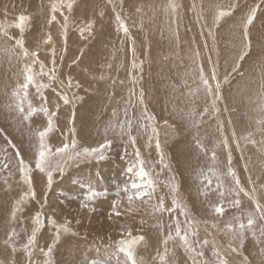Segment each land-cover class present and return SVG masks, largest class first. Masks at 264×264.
Returning a JSON list of instances; mask_svg holds the SVG:
<instances>
[{
	"label": "bare ground",
	"instance_id": "bare-ground-1",
	"mask_svg": "<svg viewBox=\"0 0 264 264\" xmlns=\"http://www.w3.org/2000/svg\"><path fill=\"white\" fill-rule=\"evenodd\" d=\"M16 1L17 6L15 5V0H0V25L11 36L15 37L16 28L12 27L15 24V15L23 12L31 14L33 10L34 14L31 15L39 17L38 28L29 40L24 38L23 34L25 47L30 52L33 51L31 48L34 45V36L38 41H41L39 38L40 36L42 37L40 32L47 35L51 34L52 37L53 32H55L58 37L64 39V30L62 35H60V33H57L60 31H57V28L54 29V26L53 32L52 30L48 32L46 28L44 29L45 22L49 16L47 8L38 5L36 2L23 1L21 3L18 0ZM75 1L80 3L75 10L80 15L77 20L78 23L74 25V19L72 20V18L67 20V24L71 26L69 30L67 29V43L70 45L68 53L69 56H74L70 58L69 62L67 61L64 69L62 65H58L59 61L57 62L56 67L59 66V70L62 68L64 77L61 75V71H58V73L55 71V80H50L47 74L39 75V66L38 68L36 67L39 64L35 65L33 69L35 79L37 82L48 85V87L42 88L40 92H37L36 87L30 85L27 90L28 96L25 100L26 109H28V103L31 102L33 108L39 109L42 106H46L50 113H56L52 117L55 125L53 131L50 132V135H52L49 136L50 140L49 138L48 141L46 139V143L49 146H63L64 143L70 144L73 139L79 140L84 148H96L106 140H111L112 144L121 141L127 143L129 142V135H121L119 129H114L111 125L131 120L133 126L130 134L136 138L133 146L138 148V150L140 149L144 153L146 161L149 162L150 160L154 165V172H151V177L154 175L157 178L158 176L159 164L164 162L163 156L161 157V153L164 150L166 154L170 155L169 158H171L172 162L175 163L178 176L180 177V190L184 192L183 195L188 204V213L196 215L203 220L207 227L201 222L198 224L204 229H209V235L206 234L207 241L209 240L208 244L220 249L219 245L221 247L223 245L219 238L222 239L224 244L227 243L224 241L225 236L216 235L212 227L221 228L223 232L225 231L222 234L228 235V233H231V236H233L226 225L229 222L235 223L234 217L236 216H241L246 223L247 214L249 212L255 213V205L249 199V196L244 195L243 192L239 196L236 195L238 189L234 178L228 174L230 168L235 171L236 176L239 178L240 186L264 204V131H261L260 126L256 123L257 119L264 116V113L258 110L259 105L264 102L262 100V97H264V15L261 7L260 11L262 13L259 11L260 14L257 17V21L253 23L254 25H250L247 30L248 40L251 42L248 54L243 60H238V56L244 50L245 44L243 35L245 21L243 20L242 24V21L238 22V19L241 15L250 12L256 5L255 3L246 4L238 0L232 1V4L239 6L234 11L236 13L233 15L234 21L231 20L229 23L228 21L224 23L231 15L224 16L218 22L214 21L213 31L217 34V45L219 43V49L221 50H218L221 53L220 57H218L219 53L216 49V44L212 42L213 38L209 37L210 35L207 34V29H205V25H203L201 20L197 0H173L177 5L175 12L167 8L169 0H127L125 8L129 16L128 28L136 44L134 52H138L140 46L143 51L139 55L145 61V67H140L137 72L138 75L143 73L145 102L148 101L149 110L152 115L154 114V123L146 119L149 128L147 127L145 130L139 127L143 114L140 107L142 106L143 109L144 106L141 103L134 102L138 96V89H136L138 85L135 87L133 78L128 71L129 52L133 55V46L131 43H127V38L124 40L122 36H119L120 42L115 41L114 37L116 35L112 31V26L109 25V23H112V19L109 18L110 9L113 10L112 5L103 3L104 1L102 0ZM217 1L220 5L223 4L222 6L225 8L230 0ZM224 2L226 6H224ZM214 4H216L215 0H204L206 7ZM178 6L179 10L177 9ZM210 11L212 12L211 9ZM99 15L103 16L99 18ZM217 15L218 13L216 17ZM32 16L29 15L31 17L30 20ZM223 24L226 25L224 26ZM88 25H91L92 31L90 32L86 30ZM26 29L28 28L26 27ZM38 29H41V31ZM82 29H85L83 36L81 35ZM89 33L93 35L91 36ZM20 36L21 34H18L16 38ZM58 37L54 35L52 38L53 42L50 50L52 48L57 50L58 45L62 44H59L60 38L58 39ZM152 39L154 40L151 41ZM63 44H65V40H63ZM13 46L14 41H9L3 35H0V50ZM104 46L108 47L107 51H109L102 52L103 54L101 55ZM72 48L77 50L75 53L76 57L71 52ZM19 51L17 48L16 52L19 53ZM154 52L159 55L157 59L153 57ZM39 59L45 65L44 72L48 70L47 68H52L50 67L53 65L52 61ZM24 63L25 61L18 58V56H12L0 51V250L3 249L1 245L6 240V233L11 230L10 226L13 228V225L17 224L16 221V223L12 224V219L10 218L16 206L15 196L19 199L22 196L20 189H16L18 185L15 183L22 176L19 171V158L16 156V150L18 149L20 156L32 166L31 185L29 186L27 183L24 185L22 181L21 183L26 193L35 192L34 198L31 197L29 199L30 196L26 197V201L20 199L22 203L19 213L24 210L22 218L25 219V215L28 217L30 214L42 212V216L45 217L44 230L42 229L43 234L41 233L42 238H40L42 242L44 241L42 247L46 251L48 247H52L55 252L59 247L63 246L67 252L70 245L66 242H73L79 237L84 240L86 236L84 230L87 227L94 228L95 221L92 220L95 219H91L85 213H78L67 203L65 204L62 201L63 199H61V195L57 194V191L60 188L63 190L64 185H70L72 183L70 179L76 175L78 177L79 175L81 176L79 180L84 181L86 179L85 181L88 184L96 179L95 181H98L97 185H103L105 181L100 172L107 166V162L100 161L96 157H90L81 158L79 161L72 160L64 164L63 161L66 157L57 155L53 151V155H50L53 156L51 161L49 158V166L53 170V185H51L52 187L48 186L46 172H40L35 168L37 147L39 145L36 133L47 127L48 116L41 113L31 117L33 118L32 120H30L31 118L24 120V114L19 115L18 109L15 108V98L12 96L17 86L24 82V76L22 78ZM28 63H31V60ZM237 63L239 67L236 71H232ZM102 64L103 67H100ZM200 65L203 66L205 76L209 78L212 69L215 68L217 79L221 82L220 95L222 99L216 100L215 104V108L219 109L218 112L213 109L211 98L205 97L203 86L199 80ZM225 77H227V82H224ZM69 78H71V81L74 79L82 89H79L80 91L75 89L77 87L76 82L74 88L72 87L73 82L72 86L69 87ZM210 83L214 84L215 81L210 79ZM33 92L37 95V98H46V102L41 99V105H36L35 99L33 100ZM57 93L68 95L72 103L64 105ZM105 94L109 96L112 107L108 111V107L103 105V103L101 104L98 98ZM57 104L59 105L58 111L56 108ZM205 108H208V113L201 118L200 113ZM125 109H127V115H125ZM114 110L116 112L115 116H113ZM189 112L197 114L195 120L189 119ZM152 115L145 112V116L152 117ZM72 119H74L73 123ZM152 126H155L161 134L162 150H158L156 145L153 144L154 139L156 140L157 137L153 138ZM250 133L251 136L249 137ZM225 139L227 144L224 143ZM248 139L255 140L256 143H249ZM237 141H239V146H237ZM13 144L15 148L12 147ZM116 147L119 148L120 146ZM131 151L133 150L131 149ZM213 153H215V159H213ZM229 153L231 155L230 163ZM113 158V155H110L108 160H113ZM125 158L129 162L134 159L129 153L125 154ZM54 159H56L55 162L53 161ZM4 164H7L8 167L5 168ZM57 164L64 168L62 173L56 170ZM101 166L104 167L101 168ZM64 174L66 175L64 180L62 182L58 181ZM204 177L210 179L212 183L208 184ZM160 182H156L157 192L156 194L153 193L150 199L139 200L133 202L132 205L123 204L125 207L132 206V209H134L128 212L129 215L132 212L134 213L130 216L131 223L129 224H136L138 226L136 228L144 230L143 233L135 232L132 234L133 236L144 237L143 241L134 248L138 264H148L146 259L152 262L155 252L162 247L165 236L169 237L171 235L172 237L175 234L176 218L178 217H175L173 213L168 214L157 210L161 198H164V192L161 191L164 185ZM253 189H255L254 192ZM64 190L67 192L70 189L64 188ZM166 198L163 199L164 207L170 209L173 207V200ZM236 199L240 200L239 207L232 206V202ZM124 202H127L126 199H124ZM137 205L138 207L136 208L135 206ZM218 205H223L225 208L223 215H219L214 211ZM125 209H122L121 212ZM175 210L178 209L176 208ZM53 219H55L57 225L69 223L71 231H61L57 240V229L52 225ZM21 224L19 222V225ZM25 225L24 227L27 228L28 226V230L31 232L35 229V226L30 221ZM193 226L195 227V225ZM180 227H182L181 224ZM195 228L199 230V227L196 226ZM260 229H264V220L257 217L253 229L247 230L245 234V238L250 236L251 240H253V242L248 241L245 244L249 246L247 250L254 252L253 249L257 247L255 250H258L259 254L262 253L263 255V257L259 255L258 258L252 256L253 258L251 259L249 252H247L249 256L246 252H243L244 256L248 257L250 264H264V248L260 247V243L258 244L251 235L252 231H256L257 238L264 240V237L260 236ZM131 231L134 232L133 230ZM197 237L201 242L205 240L204 237L199 238L198 234ZM196 239L193 241L190 238L193 247H195L194 242ZM240 242L244 241L240 240ZM208 244L202 245L205 248L202 250L204 252L202 259L207 260L211 264L213 257L207 250L209 248L207 247ZM242 244L244 247V243ZM243 247L240 252L245 250H242ZM16 249V252L23 253L18 247ZM53 250L51 257H48L45 256V251H36L34 249L32 260L36 264L35 259L43 257L45 263L50 259L51 264H56L57 256L53 254ZM0 252L2 256L0 258L1 264L5 258L3 251ZM190 254L192 256L188 257L189 262L192 261L193 263L194 258L198 260L194 253ZM171 255L174 256L175 254L171 253L168 255V264H191L189 262L181 263V257H177L178 259L175 262V258H172ZM7 256L9 255L7 254L5 257ZM120 258L123 260V257L120 256ZM113 259L111 260L113 263L110 262L111 264H115ZM16 260L19 261L17 262ZM22 261L21 257H14L15 264H25V261Z\"/></svg>",
	"mask_w": 264,
	"mask_h": 264
},
{
	"label": "rangeland",
	"instance_id": "rangeland-1",
	"mask_svg": "<svg viewBox=\"0 0 264 264\" xmlns=\"http://www.w3.org/2000/svg\"><path fill=\"white\" fill-rule=\"evenodd\" d=\"M19 2H23V1H25V2H36L38 5H42V6H44L45 8H47V10H48V13H49V16H48V18H47V20H46V22H45V25H44V29L46 28V30H48V32H50V30H52V32H53V26H54V29H56L57 28V31H60V32H57V33H60V35H62V33H63V28H62V25H64L63 23H64V18H63V16H61V14H60V12H57L56 13V17H57V20L56 21H53L52 23H49V20L51 19V5L52 4H50L51 2L53 3V2H55V0L53 1H51V0H18ZM80 1V0H79ZM81 1H83V0H81ZM102 1H104L103 3H106V4H109L108 3V0H102ZM216 1V4H214V5H209V7H206L205 5H204V0H197V7L199 8L198 10H199V12H200V15H201V20H202V22H203V25H205V29H207V34L208 35H210L209 37H211V38H213L212 39V42L214 43V44H216V49H217V51L218 50H220L219 48H220V46H219V43H218V45H217V40H218V38H217V34L216 33H214V31H213V24H214V21H216V14L218 13V11H220V10H228L231 6H233V5H235L234 3L232 4V1H234L235 2V0H230L229 1V4H228V6L227 7H223L222 5V2L220 1V3L222 4V5H220L219 3H218V1L217 0H215ZM226 1V0H225ZM238 1H242L243 3H246V4H249L250 2H252V3H255V4H258L261 0H238ZM15 5L17 4V1L15 0ZM47 2V3H46ZM72 2H77V1H75V0H72ZM67 3V0H65V4ZM73 3V8H72V10H71V12H69V11H67V9H66V7H65V9H64V15L65 16H67L69 19H71L72 18V20L74 19V25H76L78 22H77V20L79 19L78 18V16H80L75 10H76V8L78 7L77 5H79L80 3L79 2H77V3H75L74 4ZM126 3H127V0H113V2H112V4H109V5H112V9L113 10H111L110 9V11H111V14L109 15V18L110 19H112V23H109V25L110 26H112V31H113V33L116 35L115 37H114V39H115V41H118V42H120L119 41V39H120V37L119 36H122L123 37V39L124 40H126V38H127V43H131V45L133 46V49H134V47L136 48V44L134 43L135 42V40H134V38H133V36H131V31H130V29H129V32H128V34L127 35H125L123 32H122V30H120V28H119V22H118V20H117V16H116V13H119L120 14V18L129 26V16L127 15V13H126V8H125V5H126ZM105 4V5H106ZM224 6H226V3L224 2ZM260 4H261V11L263 12H261L260 11V9L257 11V15H256V19L253 21V23H255L256 21H257V17H258V15L260 14V12L264 15V3H261L260 2ZM49 5H50V7H49ZM117 6L116 8H115V6ZM241 5H243V4H241ZM17 6V5H16ZM26 7V6H25ZM218 7H220V8H218ZM239 6L238 5H235V8H232V11H231V19H229L230 17H228L227 18V20L224 22V23H226L227 21H228V23H229V21H234V16L233 15H235L236 13H234V11L235 10H237V8H238ZM108 9V8H107ZM178 10H179V6H178V8H177ZM210 9L212 10V12L210 11ZM214 9V10H213ZM201 10V11H200ZM24 11V10H23ZM260 11V12H259ZM112 12H113V15H112ZM206 12V13H205ZM77 14V15H75V14ZM214 13V14H213ZM21 14H23V15H26L25 14V12H23V13H20L19 15H21ZM31 14L33 15L34 14V12H33V10L31 11ZM30 13L29 14H27L26 16H28L29 17V15L30 16H32ZM73 14V15H72ZM249 14V12H247V13H245V14H243V15H241L240 17H239V19H238V22H241L242 21V24H243V22L246 20V17H247V15ZM19 15L17 14V15H15V23L17 22V20H18V17H19ZM71 16V17H70ZM101 16H103V15H101ZM101 16L99 15V18H101ZM113 16V17H112ZM207 16H208V18H207ZM245 16V17H244ZM31 18V17H30ZM75 18H77V19H75ZM244 18V19H243ZM39 17H36V16H32V19L31 20H29V22L27 23L28 25L26 26L28 29H26L25 28V31L23 32V33H21L16 27V29H15V37L18 35V34H21V36L23 37V34H24V38H27V40H29V39H31V37H32V35L34 34V32H35V30L38 28V24H39ZM215 19V20H214ZM241 19V20H240ZM211 20V21H210ZM244 20V21H243ZM32 21V22H31ZM33 21H36V22H33ZM206 21V22H205ZM31 22V23H30ZM223 23V22H222ZM252 23V25H254ZM207 24V25H206ZM47 25H48V27H47ZM224 26L226 25V24H223ZM207 26V27H206ZM12 27H14V26H12ZM41 27H42V29H43V26L41 25ZM69 27H71L70 26V24H67V29L69 30ZM210 28V29H209ZM39 31H41V29H38ZM92 31V30H91ZM11 32V31H10ZM12 33V32H11ZM41 33V34H40ZM39 34L40 35H42V37L40 36L39 38L41 39V41H38L37 40V38L34 36V45L32 44V40H31V44L33 45L32 46V50L33 51H37L38 53H39V58H41V59H43V60H49V61H52V54H51V50H50V48H51V45L52 44H45L43 41L47 38V34H42V32H40ZM91 33H94V32H91ZM91 33H89V35H93V34H91ZM72 34V33H71ZM26 35V36H25ZM54 35L56 36V37H58L56 34H55V32H53V37H54ZM21 36L20 37H18L17 39H19V38H21ZM29 37V38H28ZM52 37V38H53ZM95 37V36H94ZM116 37H117V39H116ZM121 37V38H122ZM130 37V38H129ZM38 38V39H39ZM60 38V42H59V44H61V45H58V49L57 50H55V53H56V55H55V60H56V64H57V62L59 61V64L58 65H62V67H63V69H64V66L67 64V61L69 62L70 61V58H73V56L74 55H71V56H69V51H68V49H70V45L67 43V41H66V43L65 44H63V40L64 39H61V37H58V39ZM215 38V39H214ZM122 39V40H123ZM132 39V40H131ZM217 39V40H216ZM154 39H152L151 41H153ZM38 44H40V45H38ZM65 46V47H64ZM105 46H107V45H105ZM104 46V48L102 49V51H101V55L104 53V52H108L107 51V48L108 47H105ZM41 48V49H40ZM40 49V50H39ZM44 49V50H43ZM75 49H76V47H75ZM42 50V51H41ZM61 50V51H60ZM66 50V51H65ZM76 51L77 50H73V48L71 49V52L72 53H76ZM142 49L140 48V46H139V50H138V52H133V55H131V52H129L130 54H129V58H128V64H129V69H128V71H129V73L131 74V76H132V78H133V83L135 84V87H136V89H138L137 90V92H138V96L136 97V100H134V102H137V103H140V99H139V97H140V93H141V91H143V73H141L140 75H138V69L141 67V68H144L145 66H144V62L145 61H143L144 60V58H142V56L141 55H139V54H141L142 53ZM221 51V50H220ZM66 52V53H65ZM103 52V53H102ZM60 53V54H59ZM64 53V54H63ZM218 53H219V56L218 57H220V55H221V53L218 51ZM77 55L75 54V57H76ZM131 56H132V58H131ZM138 56V58L136 59V57ZM140 56V57H139ZM158 53H156V52H154V54H153V57L155 58V59H157L158 58ZM74 57V58H75ZM23 60V59H22ZM30 60H32V58L31 57H29V60L28 61H30ZM40 60V59H39ZM24 61V60H23ZM27 61V62H28ZM26 62V61H25ZM133 62H135V64L137 65V67H135V68H133ZM62 63V64H61ZM56 64H55V71H57V73H58V71H61V73H62V68H61V70H59V66L58 67H56ZM37 65V64H36ZM38 66L39 65H37L36 67L38 68ZM50 66V65H49ZM103 67V64L102 65H100V67ZM139 66V67H138ZM50 67H52L53 68V65L52 66H50ZM34 68H35V66H34ZM39 69V68H38ZM48 70L47 71H45V72H47V73H49V68H47ZM105 69H107L106 67H105ZM140 70V69H139ZM143 70V69H142ZM142 70H141V72H142ZM105 71V70H104ZM36 73H38L37 71H35ZM60 73V74H61ZM104 74H106V73H104ZM62 76L64 75V73H62L61 74ZM23 76L24 75H22V78H23ZM139 76V77H138ZM64 77V76H63ZM24 79V78H23ZM138 79V80H137ZM101 81V80H100ZM73 88H74V84H75V80L73 79ZM100 83V82H99ZM76 84L78 85V83L76 82ZM33 86V85H32ZM76 86V85H75ZM142 87V88H141ZM31 89V88H30ZM29 89V90H30ZM75 89L76 90H79V89H82L81 87H79V86H77V87H75ZM80 91V90H79ZM87 93V92H86ZM33 100L35 101V104L36 105H41V99L42 98H40V97H38L37 98V95L33 92ZM36 95V97H34ZM144 95H145V93H144V91H143V103H141L144 107H143V109H142V106L140 107V109H141V112H143V114H142V117H141V123H143V124H145V125H147L148 126V128H149V125H148V123H147V121H146V116H145V109H146V113H148V114H150V115H152V113L150 112V110H149V105H147L148 104V101H146L145 102V97H144ZM37 98V99H36ZM99 98V101H100V103L102 104L103 103V105H105L106 107H108V109H107V111L109 110V109H112V107H111V103H110V98H109V96L108 95H102L101 96V98H100V96L98 97ZM137 98H138V100H137ZM32 100V101H33ZM38 100V101H37ZM218 103V102H217ZM39 105V106H40ZM24 107H25V102H24ZM103 107V106H102ZM147 107H148V110H147ZM105 109V108H104ZM28 109H26V107H25V113H20L19 112V115H25L28 111H27ZM110 112V111H109ZM120 112V111H119ZM42 112H37V113H35L34 115H32L31 117H33V116H37V115H40ZM122 113V112H121ZM30 117V118H31ZM152 117H154V114L152 115ZM33 118H31L30 120H32ZM73 121H74V119H72V123H73ZM113 129V128H112ZM42 130H44V129H42ZM159 132V131H158ZM52 135V134H51ZM50 135V133H49V135L46 137V139H47V141H48V138H49V136H51ZM136 136V135H135ZM154 137H156L155 135H153V138ZM160 138H161V134H160V132H159V136H158V139H159V143H160V149L162 148L163 149V147H161V142H160ZM129 139V138H128ZM157 139V138H156ZM49 140H50V138H49ZM46 141V142H47ZM156 140L154 139V145H156V142H155ZM136 142V141H135ZM48 144V143H47ZM49 145V144H48ZM116 146H120L119 148L118 147H116ZM53 147V149H52V153H53V151H55L57 148H60V147H62V146H53V145H51L50 146V148H52ZM38 148V147H37ZM56 148V149H55ZM77 148H81V149H83L84 148V146H82L81 145V143H80V141L78 140L77 141ZM92 148H94V147H92ZM131 149L133 150V151H131ZM136 149H138V148H136V147H134L133 146V144L131 143V141H130V139H129V142H118V143H114V144H112L111 143V146L108 148V149H106L105 150V152H104V155H105V160L103 159V160H101L100 159V161H105V163L107 162V166L103 169V171L102 172H100L101 174H102V176L104 177V184L103 185H97L98 184V181H95V180H93V181H90L89 182V184H88V182L87 181H82V180H79V178L81 177L80 175H79V177L76 175V176H73L71 179H70V182H72L70 185H64L63 187L66 189H70L69 191H67V192H65V190H64V188H63V190L60 188L59 189V191H57L58 193L57 194H59V195H61V199H63L62 201H64V203L66 204H68L71 208H73V209H75V211H77L78 213H85L87 216H89L91 219L92 218H94L95 220H92V221H95V223H94V228H91V227H87L85 230H84V233H85V237H84V240H82L81 239V237H79V238H77L75 241H73V242H66V243H69V248L67 249V252L65 251V247L63 248V246L62 247H59L60 248V250H59V248L54 252V250H53V254L55 255V256H57V262H56V264H90V261L91 260H93V259H104V258H106L107 256H109V255H112L114 252H115V249L118 247V241L119 240H121V239H129V237H126L127 236V232L130 230H133L134 232H132V234H134L135 232L136 233H138V232H141V233H143L144 232V230L143 229H141V228H136V227H138L136 224L134 225V224H129V223H131V215H133L134 213L132 212V214L130 213V215L128 214V212H129V209H131V210H134V209H132V206H124L125 204H128L127 202V193H125V192H123V191H120V189H122L125 185H129L130 186V184H131V182H133V181H136L138 178L136 177V176H134L133 174H131V173H128L127 172V168L133 163V162H135V150ZM159 149V150H160ZM161 149V150H162ZM38 150L39 149H37V155H38ZM148 150H150L149 148H148ZM108 151V152H107ZM126 151V152H125ZM130 152H132V153H130ZM139 152H140V158L141 159H143L144 160V167H145V170L146 171H148V169H150V171H148L149 172V174H150V177H151V172L153 173L154 171H153V168H154V165L151 163V161L149 160V162L148 161H146V157H144V153L139 149ZM126 153H129V154H131V156H132V158H134L133 160H132V162H129V160L127 161L126 160V158H125V154ZM149 153V152H148ZM162 153H164L163 154V159H164V162H163V164H159V166H160V170L158 171V176H157V178H156V176H152L151 177V179L154 181V184H156V182L157 181H161L160 183H162L164 186H163V189H161V191L162 192H164L163 193V199H167L166 197H168V199L170 198L171 200H173V199H176L178 202H179V204L181 205V208H177L178 210H174V211H172V212H168V211H165L166 213H168V214H171V213H173L174 214V216L176 217H178L179 218V221H180V224H181V229H182V232H188L189 233V237L190 238H192L193 239V241H194V239H196L195 240V247L194 248H196L197 249V251H202L203 249H205L204 248V246H202L203 244H202V242H201V240H198V237H197V234H198V236H199V238H202V237H204V239L205 240H207L208 238H207V235H209L208 234V228L207 229H204L202 226H200L198 223H202V224H204V222H203V220H201L200 218H198L196 215H190V213H188V204H187V202H186V199L184 198V195H183V193L184 192H182L180 189H181V187H180V177L178 176V173H177V170H176V167H175V163H173L172 162V160H171V158H169V154H166L165 152H164V150L162 151ZM110 155H113V160H108V158L110 157ZM51 157H53V156H50L49 158H50V161H51ZM80 159H78V160H76V161H79ZM54 162L56 161V159H54L53 160ZM85 161H88V160H85ZM126 163H127V165H126ZM105 165V164H104ZM104 166H101V168H103ZM39 170V169H38ZM56 172V171H55ZM170 173V174H169ZM58 174V173H57ZM56 175V174H55ZM65 174L63 175V177H61L58 181H60V182H62L63 180H64V178H65ZM77 177V178H76ZM159 178H161V179H159ZM158 179V180H157ZM32 180V179H31ZM130 180H131V182H130ZM21 181H22V183L25 185L26 183L25 182H23L24 180H23V176H21V179L18 181V180H16V184L18 185V186H16V189H20V191H21V193H22V196H21V200L22 201H26V197H25V195H24V193H26L25 192V188L23 187V185H22V183H21ZM96 183H95V182ZM94 182V183H93ZM31 183H32V181H31ZM53 185V184H52ZM89 185H91V187L93 188V189H95L97 192H101V193H106L105 195H101V196H99V197H97L96 199H95V201H93V202H89L90 203V205H91V207H94V211H89L88 209H86V208H82L81 207V204H82V202H86L85 201V198H86V196H87V194H88V191H89ZM95 185V186H94ZM94 186V187H93ZM17 187H20V188H17ZM52 187V186H51ZM173 188H175L176 189V191H173ZM13 191V190H12ZM156 192H157V188L155 187V191L153 192V193H155L156 194ZM152 193V194H153ZM18 195V194H17ZM152 196V195H151ZM25 198V199H24ZM17 199V200H16ZM18 197H16L15 196V202L17 203V201H19L20 200ZM29 199H31V197H29ZM124 199H126V201L127 202H124ZM147 200V199H150L149 197H144L143 199H135L133 202H136V201H139V200ZM20 200V201H21ZM185 200V201H184ZM61 201V202H62ZM116 201H119V205L116 207V210L117 211H119V212H121V210L122 209H124V208H126L125 210H123L122 212H121V215L120 216H116L115 215V213L113 212V205H114V203L116 202ZM74 204H72V203ZM76 202V203H75ZM140 203V202H139ZM138 203V204H139ZM124 204V205H123ZM94 205V206H93ZM16 207V206H15ZM102 207V208H101ZM136 208L138 207V205L137 206H135ZM23 208V207H22ZM129 208V209H128ZM168 209V208H167ZM81 211V212H80ZM181 213H180V212ZM186 213V214H185ZM22 214H24V210H23V212H21V213H19V211L17 212V215H16V219L15 220H11L12 218H11V216H10V220L12 221V224L13 223H16L17 222V224H14L13 225V228L10 226V228H11V230L12 229H16L15 231L16 232H18V236L16 237V238H14V240L12 241V243L15 245V247L17 248H19L23 253L21 254L20 252H15V253H13L12 251H11V248L8 246V245H5V243H3L2 242V245H1V247H3V249L4 250H6V251H4L3 249H1L0 251H3L2 253L4 254V260H2V262H1V264H12V263H14L15 264V262H14V257L16 256V257H21L22 259H23V261H25L24 263L25 264H27V255H26V253H25V251H24V249H23V245L27 242V240H28V237L27 236H30V234L29 233H31V231H29L28 230V226H27V228L26 227H24V226H26L25 224L28 222V221H30L31 222V224L33 225V226H35L34 228L37 230V242H36V246H35V250L37 251V250H41V249H44V247H42L43 245H44V241L42 242V240L40 239V238H42L41 237V233L43 234V232H42V229L44 230V224H45V217L44 216H42V212H40V213H37V214H30V215H28V217H27V215H25V219L24 218H22L23 216H22ZM40 215V218H41V220L43 221V223L42 224H40L38 227H37V225L35 224V222H34V217H36V215ZM180 214H181V217H180ZM93 215V216H92ZM97 215V216H96ZM97 218H96V217ZM193 216V217H192ZM111 217V218H110ZM28 218V219H27ZM118 218H121V219H118ZM178 218H176L177 220H178ZM181 218V219H180ZM136 220V219H135ZM199 220V221H198ZM14 221V222H13ZM16 221V222H15ZM23 221V222H22ZM26 221V222H25ZM33 221V222H32ZM19 222L20 223H22V224H24V225H19ZM62 225V224H61ZM68 225H69V227H71V225L68 223ZM96 225V226H95ZM104 225V226H103ZM185 225V226H184ZM193 225H195V227L197 226V227H199V230H196V228L193 226ZM204 225H206V224H204ZM9 226V225H8ZM16 226V227H15ZM23 226V227H22ZM103 226V227H102ZM135 226V227H134ZM193 226V227H192ZM37 227V228H36ZM206 227H207V225H206ZM212 227V226H211ZM23 228V229H22ZM214 230H215V234L216 235H222V236H225L224 237V241L225 242H227V243H224L223 244V242H222V239H220L219 238V240H220V242L222 243V247L219 245V247H220V249L219 248H215V246L214 245H212V244H208V246L207 247H209L207 250L210 252V254H211V256L213 257L211 260H212V263L211 264H215V257L213 256V250L214 249H218L219 251H220V253L223 255V256H225L229 261H230V264H241V260H242V258H243V256H244V254H243V252L245 253H247V252H249L250 253V255H251V259L254 257V256H256V258H258L259 257V255H260V257H263V255H262V253H260L259 254V252H258V250H255L256 248H254L253 250H254V252L253 251H250V250H247L248 248H249V246H246L245 244H247V242L249 241H252L253 242V240H251V238H250V236L248 237L249 238V240H248V238H245V240H243L244 242H240V240L238 239V238H234V234H233V232H232V235L233 236H231V233H228V235H224V234H222V233H225V231L223 232V229H221V228H219V229H217V228H215V227H212ZM25 229V230H24ZM194 229V230H193ZM221 229V230H220ZM20 230H21V233H20ZM22 230H23V232H22ZM202 230V231H201ZM217 230V231H216ZM219 230V231H218ZM193 231H197L196 232V235L195 236H190L191 234H190V232L192 233ZM198 231H199V233H198ZM207 231V232H206ZM10 232V230H8V233ZM77 232V234H79V232L78 231H76ZM8 233H6V235H5V239H7V234ZM40 233V234H39ZM202 233V234H201ZM219 233V234H218ZM81 234V233H80ZM200 234V235H199ZM207 234V235H206ZM139 235H142V234H139ZM40 236V237H39ZM39 237V238H38ZM126 237V238H125ZM194 237V238H193ZM24 238V239H23ZM166 238H168V237H166L165 236V239ZM171 240H172V243H171ZM171 240L170 239H168V242H167V249H168V255L169 254H175L174 256H172V258L174 257L175 258V262L177 261V257H181L182 259H181V263L182 262H185V263H187V262H189V260H188V257H190V256H192L191 254H190V252H187L186 250H185V248H184V246H183V244H182V242L180 241V239L178 238V237H176L175 236V234L174 235H172V238H171ZM213 240V239H212ZM5 241V240H4ZM209 241V240H208ZM24 242V243H23ZM20 243V244H19ZM22 243V244H21ZM65 243V244H66ZM201 243V244H200ZM241 243H244V247H243V249L242 250H244V251H241L239 254H236V253H232L231 251H230V246H232V247H235V246H237V245H239V244H241ZM43 244V245H42ZM259 244V243H258ZM41 245V246H40ZM260 245V247H263L264 248V244H259ZM170 246H172V247H170ZM218 246V245H217ZM37 247V248H36ZM42 247V248H41ZM247 247V248H246ZM251 247H253V245H251ZM97 249H99L100 251L99 252H97ZM164 249H165V244H164V242H163V245H162V247L161 248H159V251H156L155 252V254H154V259H152V262H151V260H147L146 259V263H148V264H154V263H156V264H162V262L160 261V259H159V255H162L163 253H164ZM180 249V250H179ZM229 249V250H228ZM260 249V248H259ZM19 250V251H20ZM60 252H59V251ZM139 250H140V248H139ZM179 250V251H178ZM44 251L46 252V249H44ZM183 251V252H182ZM181 252V253H180ZM186 252V253H185ZM252 252V253H251ZM6 253V254H5ZM9 255V256H7V257H5L6 255ZM179 254V255H178ZM15 255V256H14ZM53 255V256H54ZM247 255H248V253H247ZM23 256H24V258H23ZM120 256L121 257H123V260L120 258V261H124L125 260V257L123 256V254H120ZM249 256V255H248ZM253 256V257H252ZM2 256H1V252H0V258H1ZM26 257V258H25ZM238 257H239V259H238ZM8 258V259H7ZM169 258H171V257H169ZM185 258H186V260H185ZM192 258V257H191ZM203 257H198L197 259L198 260H201ZM208 259V258H207ZM11 260V261H10ZM41 260V261H40ZM114 261H115V264H116V260H115V258L113 259ZM203 260V259H202ZM1 261V260H0ZM17 262L19 261V260H16ZM22 261V262H23ZM35 261H36V264H46L45 262H44V260H43V257L42 258H37V259H35ZM150 261V262H149ZM6 262V263H5ZM111 263H113V262H111ZM110 263V264H111ZM122 264H123V262H121ZM189 263H191V264H193L192 263V261H190ZM208 264H209V262H208Z\"/></svg>",
	"mask_w": 264,
	"mask_h": 264
},
{
	"label": "snow or ice",
	"instance_id": "snow-or-ice-1",
	"mask_svg": "<svg viewBox=\"0 0 264 264\" xmlns=\"http://www.w3.org/2000/svg\"><path fill=\"white\" fill-rule=\"evenodd\" d=\"M113 0H108L109 4H112ZM261 3H264V0H261ZM261 4L258 3L256 4L249 14L246 17V20L244 22V28H243V35H244V50L240 53L238 56V60H243L244 57L248 54V50L251 47V42L248 40V27L252 25L253 21L256 19L257 11L260 9ZM67 9V11L71 12L73 8V2L72 0H67V3L65 4V0H55V2L52 3L51 5V19L49 20V23H52L53 21H56V13L60 12L61 16L64 18V25H62V28L64 30V40L65 43L67 41V20L68 17L64 15V9ZM177 5L173 2V0H169V4L167 5V8L170 9L172 12H175ZM235 5L231 6L228 10H220L218 11V15L216 17V21L218 22L221 18L227 15H231L232 8H234ZM117 20L119 22V28L122 30V32L127 35L129 32L128 25L120 18V14L116 13ZM30 20V17L26 15H19L17 22L14 24V27L19 29L21 33L25 31V28L27 26L28 21ZM87 31H91V25L87 26ZM85 32V29L81 30V35L83 36ZM0 35H3L7 40L9 41H14V46L6 49H2L0 51H4L5 53L12 55V56H18V58L23 59L26 61L23 65V75H24V82L19 84L17 86V89L13 91L12 96L15 98V108L18 109L20 113H25V107H24V102L28 96V88L30 85H33L36 87L37 92H40L42 88L48 87V85H44L43 83L37 82L35 79V74H34V66L36 64H39V75H49L50 80H55V48L51 49L52 52V64L53 68L49 70V73L44 72L45 65L43 62L39 61V53L37 51H29L28 48L25 47V42L23 37L17 39L16 37H13L9 34V32L3 28L2 25H0ZM45 44H52V36L49 34L47 38L43 41ZM19 49V53L16 52V49ZM134 52V49H133ZM29 57L32 58L31 63H28L27 61L29 60ZM75 63V61H74ZM111 67V65H109ZM137 67L135 62H133V68ZM239 67V64L232 69V71H236V69ZM103 78V77H101ZM210 79L212 81H215V83H210ZM199 80L201 85L203 86V91L205 94V97L211 98V105L215 111H219L218 108H215L216 100L222 99V96L220 95V88H221V82L219 79H217V74H216V69L213 68L211 71V76L210 78L208 76H205L204 74V69L203 66H199ZM224 82H227V77L224 78ZM68 85L69 87L72 86V81L71 78L68 80ZM78 86V85H77ZM199 91V89H197ZM58 97L60 100L63 101L64 105H69L72 103L70 100L69 96L66 94H61L57 93ZM42 99L45 100L46 98L41 97ZM140 103H143V91L140 93ZM262 100H264V97H262ZM57 111L59 109V105H56ZM258 110L262 113H264V102H262ZM42 112L46 116H48V122H47V127L44 128L42 131H38L36 133L38 140H39V145H38V155L35 161V168L39 169L40 172H46L47 174V181H48V186L51 187L52 182H53V170L49 166V157L50 155H53L52 149L50 146L46 143V137L49 135L50 132L53 131L55 125L53 122L52 117L56 115L55 112L49 111V109L46 106H42L39 109L33 108L31 105V102L28 103V112L24 115V120H29L32 115H34L37 112ZM125 115H127V109L124 110ZM146 112V109H145ZM208 113V108H205L202 113H200V117L202 118L203 115H206ZM116 115L115 110L113 111V116ZM195 112H189L188 116L189 119L195 120L196 117ZM148 120L153 121L154 123V117L151 116H146L145 117ZM257 125L260 126V130L264 131V116L261 118L257 119L256 121ZM132 122L131 120H127L125 123H117L114 125H111L114 129L118 128L120 131V134H128L129 139L133 145H135L136 138L134 136H131V129H132ZM141 129H147V125L141 123L139 125ZM74 131V129H72ZM151 132L157 137L156 139V148L159 150L160 149V143H159V132L155 126L151 127ZM251 136V133L249 134V137ZM249 143L255 144L256 141L252 139H248ZM112 141L111 140H106L103 144H100L96 148H83V149H78L77 148V141L73 139L71 143H64V145L60 148H57L55 150V154L57 155H64L66 158L64 159L63 163L67 164L69 161L72 160H78L81 158H90V157H96L98 159H105L104 152L106 149H108L111 146ZM225 144H227V140L225 139L224 141ZM237 146H239V141H237ZM13 148H15V145H12ZM201 149L203 150V146L201 145ZM16 156L19 158L18 164H19V171L22 173L23 180L25 183H27L29 186L31 185V171H32V166L27 163L23 157L20 156V152L17 149L16 150ZM163 154L161 153V157ZM135 162H133L128 168L127 172L133 174L136 176L138 179L136 181L131 182L130 186L125 185L120 191H123L127 193V201L129 205H132L133 201L135 199H143L145 196L151 198L152 193L155 191V184L154 181L151 179L150 174L148 171L145 170L144 167V160L140 158V152L138 149L135 150ZM213 159H215V153H213ZM231 162V155L229 153V163ZM4 167L7 168L8 165L4 164ZM56 170L60 171L61 173L64 171V168L60 165H56ZM229 175H231L234 178L235 184L237 186L238 191H236V195L239 196L241 192L244 193V195L249 196V199H251L255 205V213L249 212L247 214V220L246 223L244 219L241 216H236L234 217L233 222H229L226 227L228 228L229 231L234 233V238H238L239 240L243 241L245 238L246 231L249 229H253V226L256 224V219L257 217L264 220V204L260 202L258 198H256L254 195H250L249 192L245 191L243 187L240 186V181L239 178L236 176V173L234 170L231 168L229 169ZM208 184H211L212 181L208 179L207 177H204ZM173 191H176L175 188H173ZM255 189H253V192ZM106 193H101L97 192L95 189H93L89 185V191L88 194L85 198L86 202H82L81 207L86 208L89 211H94V207H91L89 202L95 201V199L101 195H105ZM25 197H35V192L31 191L29 193L24 194ZM223 195V193H221ZM22 201H17L16 207L13 209L11 213V218L12 220L16 219L17 212L20 210ZM173 207L170 209H167L164 207V202L163 198H161L158 211L160 212H172L176 208H181V205L176 199H173ZM119 205V201H116L113 205V212L115 213L116 216H120L121 212L116 210V207ZM240 205V200L236 199L232 202L233 207H239ZM131 211V209H129ZM214 211L219 214L223 215L225 212V208L223 205H218L215 207ZM186 214V213H185ZM111 218V217H110ZM34 222L37 225V227L43 223V221L40 218V215L38 214L34 218ZM52 225L56 227V239L58 240L60 237V232H69L71 231L68 223H64L62 225H57L55 219L52 220ZM192 236L196 235V232L193 231L191 233ZM251 235L253 239L260 244H264V240H261L260 238H257L256 231H252ZM18 236V233L15 231V229L10 230V232L7 234V239L4 241L5 245H8L11 248V251L13 253L16 252V247L12 243L14 238ZM127 236L129 239H121L118 241V247L115 249V252L112 255L107 256L104 259H93L90 261V264H110L111 260L115 258L116 264H121L120 261V254H123L125 257V260L123 264H138V260L136 257V253L134 251V248L137 244H139L141 241H143L144 237L143 236H133L132 232L129 230L127 232ZM175 236L180 239L182 242L185 250L190 253H194L196 257H203L204 252L203 251H197L196 248L192 246V243L190 242L189 238V233L188 232H183L180 227V221H176V228H175ZM260 236L264 237V229H260ZM171 235L167 239H165L164 244H165V249L164 253L162 255H159V259L162 262V264H168V249H167V242L168 239H171ZM37 242V230L34 229L30 236L28 237L27 242L23 245V249L27 255V264H35V262L32 260L33 256V251L36 246ZM203 245H207L208 241L204 240L202 242ZM243 247V244H239L235 247L230 246V251L232 253L239 254L240 249ZM52 247H48L47 251L44 252V249H41L42 252H44L45 256L51 257L52 254ZM100 250L97 249V252ZM213 256L216 258L215 259V264H230V261L223 256L218 249L213 250ZM46 264H51V260L49 259ZM193 264H208L207 260H196L195 258L193 259ZM241 264H250V261L248 260V257L244 256L241 260Z\"/></svg>",
	"mask_w": 264,
	"mask_h": 264
}]
</instances>
